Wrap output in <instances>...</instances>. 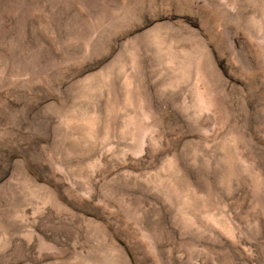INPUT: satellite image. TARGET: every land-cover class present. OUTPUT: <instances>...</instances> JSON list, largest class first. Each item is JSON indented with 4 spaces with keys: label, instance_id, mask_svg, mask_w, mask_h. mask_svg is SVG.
Returning a JSON list of instances; mask_svg holds the SVG:
<instances>
[{
    "label": "rangeland",
    "instance_id": "rangeland-1",
    "mask_svg": "<svg viewBox=\"0 0 264 264\" xmlns=\"http://www.w3.org/2000/svg\"><path fill=\"white\" fill-rule=\"evenodd\" d=\"M0 264H264V0H0Z\"/></svg>",
    "mask_w": 264,
    "mask_h": 264
}]
</instances>
